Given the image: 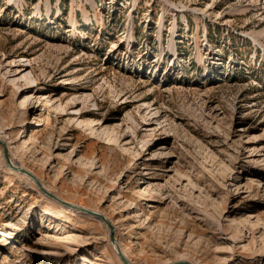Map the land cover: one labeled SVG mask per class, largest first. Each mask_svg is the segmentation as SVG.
Returning <instances> with one entry per match:
<instances>
[{"label": "rangeland", "instance_id": "rangeland-1", "mask_svg": "<svg viewBox=\"0 0 264 264\" xmlns=\"http://www.w3.org/2000/svg\"><path fill=\"white\" fill-rule=\"evenodd\" d=\"M0 136V264H264V0H0Z\"/></svg>", "mask_w": 264, "mask_h": 264}, {"label": "bare ground", "instance_id": "bare-ground-1", "mask_svg": "<svg viewBox=\"0 0 264 264\" xmlns=\"http://www.w3.org/2000/svg\"><path fill=\"white\" fill-rule=\"evenodd\" d=\"M22 70V69H21ZM26 73V72H25ZM28 74V73H27ZM31 83V81L29 82ZM2 136V135H1ZM0 136V141H2V138ZM163 148V146L161 147ZM9 157V156H8ZM10 158V157H9ZM9 163H6L4 164V166L6 168L8 167H13L15 168L13 174H15V176L17 177H20L22 179H24L26 182H28L29 184L33 185L34 187H38L40 186V182H39V179L38 177H35L33 174H31V172H27V170H25L21 164H19L18 162H16L15 160H13V158L9 159ZM19 169H22V170H25V172L27 173H23V172H19L18 170ZM57 201V200H56ZM57 204V208H56V211L58 214H69L70 212H73L75 210H72L68 207V203H62L61 202H56ZM63 204V205H62ZM67 204V205H66ZM82 213V215H85L86 218L88 219H97L98 218V213L96 211H83V212H80ZM114 247V250L118 253V249H117V245H113ZM112 247V245H111ZM115 252V253H116Z\"/></svg>", "mask_w": 264, "mask_h": 264}, {"label": "water", "instance_id": "water-1", "mask_svg": "<svg viewBox=\"0 0 264 264\" xmlns=\"http://www.w3.org/2000/svg\"><path fill=\"white\" fill-rule=\"evenodd\" d=\"M0 146L2 147V153H3V156H4V159H5V162L9 163V157H8V151H7V148H6V145L0 141ZM11 170H15V168L13 167H10ZM19 172H23V173H27L25 172V170H22V169H19L18 170ZM40 190L42 191L43 194H45L46 196L52 198V199H55L57 200L55 197H53L52 195H50L48 192H46L41 186H39ZM58 202H61L60 200H57ZM65 203V202H64ZM68 206H70L69 208L71 209H75V207H73L72 205L68 204ZM80 210V212H82L84 209H78ZM87 210V209H85ZM101 220L103 222H105L106 226L108 227V230H109V241L111 242L112 245H117L116 244V241L114 240L113 238V226L104 218L102 217L101 215H99ZM117 249H118V257L120 258V260L124 263V264H129L128 261L124 258V255L122 254L121 250L119 249V247L117 246ZM177 264H190V263H187V262H179Z\"/></svg>", "mask_w": 264, "mask_h": 264}]
</instances>
